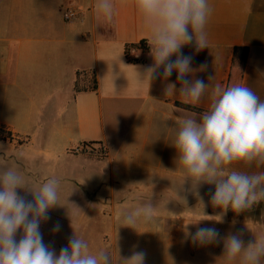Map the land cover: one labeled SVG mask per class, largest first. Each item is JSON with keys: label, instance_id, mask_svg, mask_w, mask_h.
<instances>
[{"label": "crops", "instance_id": "1", "mask_svg": "<svg viewBox=\"0 0 264 264\" xmlns=\"http://www.w3.org/2000/svg\"><path fill=\"white\" fill-rule=\"evenodd\" d=\"M95 3L96 0H0V96L11 91L28 99L38 96L44 102L38 111L44 122L39 120L37 125L45 133L43 143L50 147L55 139L62 140L66 158L63 167L55 172L64 173L67 165L69 171L75 170L71 180L78 183L82 177L78 170L100 167L102 176L90 187L92 192H82L90 199L91 210L93 205L98 207L97 218L111 221L114 227L101 234L103 247L115 249L114 264L120 248L124 255L119 256L124 259L139 252L133 245L144 234L139 227L133 229L121 223L117 229L122 205L125 202L134 209L146 202L150 188L156 222L147 226L150 233L145 243L153 250L160 246L156 264H200V260L205 264L204 246L193 244L187 234H194L190 229L204 225L206 204L214 192L206 193L205 183L194 191L189 181L178 200L176 188L165 182L182 180L181 171L172 172V153L168 162V152L174 148L170 143L175 127L193 113L175 106V102L186 103L179 93L177 73L167 80L161 75L150 86L137 85L134 67L143 71L153 64L151 48L148 53L132 51L144 60L134 64L126 59L124 46L148 40L141 17L131 0H115L114 19L104 24L96 17ZM208 4L212 10L206 25L208 48L197 52L194 43L182 48L185 56L192 57L191 66L196 70L188 79L209 84L204 99L195 106L207 110L215 86L225 87L235 46H248L243 82L264 100V0H208ZM66 6L75 7L78 16L61 27L59 18ZM202 65L206 66L204 70H200ZM78 70H94L96 91L74 96ZM169 84H175L177 91L166 95ZM45 121L53 122V126L47 127ZM0 127L19 134L1 118ZM113 135L116 142L112 147ZM30 141L31 138L17 145L0 140L15 149ZM88 141L101 142L107 157L97 160L79 153L81 143ZM2 155L0 160L6 161V155ZM42 177L40 174L39 180ZM106 186L123 195L102 196ZM49 214L54 220L60 218L53 215V210Z\"/></svg>", "mask_w": 264, "mask_h": 264}, {"label": "clouds", "instance_id": "2", "mask_svg": "<svg viewBox=\"0 0 264 264\" xmlns=\"http://www.w3.org/2000/svg\"><path fill=\"white\" fill-rule=\"evenodd\" d=\"M131 3L147 32L153 58V64L143 71L134 67L135 82L150 86L161 75L167 80L175 72L185 102L198 105L209 84L201 79H188L196 70L191 66L192 57L185 56L182 48L193 43L197 52L208 48L206 25L212 11L208 0H131ZM95 13L98 20L110 24L116 13L115 0H96ZM205 67L202 65L200 70ZM176 91V85L169 84L166 95ZM170 145L177 153L176 170L183 174L176 188L178 200L182 199L180 192L186 182L190 181L194 191L204 183L215 185L211 204L222 212L216 215L218 219L202 220L222 222L229 209L239 215L264 201V171L230 170L241 163L249 168H264V100L247 83L216 85L207 110L187 114L180 120ZM60 189L61 180L55 176L33 184L19 163H0V264H114L109 249L90 251L89 242L75 231L58 255L44 243L40 225L50 219L51 209L61 206ZM18 190L33 198L26 199ZM151 197L150 188L146 202L134 209L125 208L121 226L135 229L137 223H155L156 207ZM59 228L57 224L53 231L58 232ZM248 229L255 239L247 245L242 233L221 237L214 227H197L194 234L187 235L199 246L222 241L223 254L216 264H264V232ZM145 256L143 251L134 252L127 259L118 255L116 264H144Z\"/></svg>", "mask_w": 264, "mask_h": 264}, {"label": "rangeland", "instance_id": "3", "mask_svg": "<svg viewBox=\"0 0 264 264\" xmlns=\"http://www.w3.org/2000/svg\"><path fill=\"white\" fill-rule=\"evenodd\" d=\"M59 21L61 27L63 25H68L71 22L64 20L62 17V13ZM262 72L264 73V69L262 70ZM62 87L65 88V85H62ZM43 103L44 102L38 96H33L28 99L24 98L20 94H15V92L11 93V91H4L2 96H0V118L14 126L15 129H17V131L19 132L20 136L25 135L31 138L30 143L20 149H15V147L8 145L9 143L0 142V153H3L2 156L6 155V161L0 160V163H19L21 167H24L22 168L25 174L28 176L29 181L33 184L42 182L45 177L49 176H55L59 178L61 180V206L54 207L50 210V212L53 210V215L55 214L60 218L54 220V218L51 217V214H49L50 219L46 222L41 223L40 231L43 236V241L46 245L53 248L55 252H58L60 248L66 247L68 245L69 238L73 236L75 231L78 236L85 238L89 242L90 251L95 252L99 248H104V244H102L101 234L106 230L110 231L114 228L113 225L110 224L111 221L107 223L104 219L97 218V216H100V213L97 212L98 207L93 205L91 210L89 208L90 199L87 198L85 193H83V190L85 189L88 190H85L87 193L92 192L91 190L93 188L90 187L95 185L98 182L97 179L102 176L100 173L101 169L99 167L97 169L86 168L78 170V172L81 173L82 176L80 177L81 181H78V183L71 180V176L74 175L75 170L69 171L67 165L65 166L66 171L64 173L55 172L58 167H63L66 158L62 153V140L55 139V141L51 143L52 145L50 147H47L43 143V135H45V133L43 134L42 130H39L37 127L39 120H43L44 122V119L38 115V111L42 108ZM56 124L57 122L54 123V125ZM45 125L52 127L53 122L47 123L45 121ZM112 137H114L111 138L113 147L116 139L114 135ZM169 156H171L172 161V172L174 171L175 173L178 170H176V154L174 148L169 149L168 162L170 160ZM53 163L57 165L54 166ZM231 169L247 172L264 171V168H256L255 166L249 168L243 164L233 165ZM31 174L34 175V177ZM40 174L43 177L39 180ZM128 178L132 179L130 176H128ZM133 180L139 181L138 179ZM165 182L171 185V188H177L180 184V181L176 180H168ZM205 188L206 193L215 192V185L213 184L205 183ZM101 191L102 196H104L105 194L123 195L122 191L118 189L114 190L109 186L102 188ZM18 193L25 196L28 200H31L33 198L28 193L23 192V194H21L22 190H18ZM124 203L122 205V209L120 208V216L125 208H130L129 206H125ZM206 205L205 219H218L219 217H216V215H220L222 210L220 208L212 206L211 198H209V202ZM66 206L71 207L66 209ZM106 208L110 209L108 207ZM55 211L59 213L57 214ZM105 216H107V214H105ZM120 223L121 219L116 222L117 229L119 227L118 224L120 225ZM57 224H59L60 226L58 232L53 231L54 226ZM147 226L148 225H145L143 223H137L134 226L135 229L139 227L140 231L143 230L144 234L141 236L140 240L136 241L133 246H135V251H143L146 254L144 264H156L154 259L155 257H157V252L159 254V252L161 251V248L159 246L158 250H153L150 248L148 242L145 243V238L146 236L148 237V234L150 233ZM247 226L256 233L264 232V201L255 205L252 209L242 212L239 215L229 209L226 214L223 215L222 222H217L215 220H205L204 225L201 227H214L218 230L221 237H226L229 233H242V239L244 240L245 245H247L249 242H253L255 239L254 234L247 228ZM196 230L197 228L190 229V232L195 233ZM53 232L55 233V236H53ZM16 238L18 241L20 238L19 232L17 233ZM172 238L175 239V237ZM109 250L113 257L115 249L110 248ZM204 253L205 264H216L217 259L223 254V242L221 241L219 244H210L204 246ZM118 254L120 256L124 255L121 248L119 249ZM200 264H202L201 260Z\"/></svg>", "mask_w": 264, "mask_h": 264}, {"label": "trees", "instance_id": "4", "mask_svg": "<svg viewBox=\"0 0 264 264\" xmlns=\"http://www.w3.org/2000/svg\"><path fill=\"white\" fill-rule=\"evenodd\" d=\"M140 50L143 53L150 52V46L146 39L140 40L136 43H129L124 46V54L126 59L130 63H139L144 60L135 57L132 51ZM249 48L248 46H235L233 49L228 78L226 80L227 87L233 82H243L244 70L248 57ZM98 88L96 76L94 70H78L76 71V79L74 82V96L79 92H93ZM175 106L181 109L202 113L206 109L193 106L191 104L175 102ZM0 140L15 142L17 145L27 143L29 140L28 136H20L19 134L13 133L11 130H7L4 127H0ZM79 153L86 155L87 157L102 160L107 157V149L99 141H88L81 143V148L78 150Z\"/></svg>", "mask_w": 264, "mask_h": 264}, {"label": "built area", "instance_id": "5", "mask_svg": "<svg viewBox=\"0 0 264 264\" xmlns=\"http://www.w3.org/2000/svg\"><path fill=\"white\" fill-rule=\"evenodd\" d=\"M62 10V17L66 21H72L78 16V10L75 7L66 6Z\"/></svg>", "mask_w": 264, "mask_h": 264}]
</instances>
